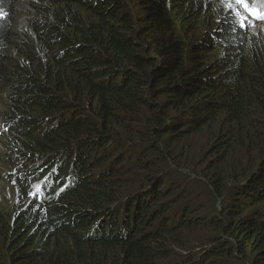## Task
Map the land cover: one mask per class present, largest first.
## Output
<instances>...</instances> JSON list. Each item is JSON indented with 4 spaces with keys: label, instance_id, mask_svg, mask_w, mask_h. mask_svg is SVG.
I'll return each mask as SVG.
<instances>
[{
    "label": "trees",
    "instance_id": "trees-1",
    "mask_svg": "<svg viewBox=\"0 0 264 264\" xmlns=\"http://www.w3.org/2000/svg\"><path fill=\"white\" fill-rule=\"evenodd\" d=\"M222 2L0 0V264H264V19Z\"/></svg>",
    "mask_w": 264,
    "mask_h": 264
},
{
    "label": "rangeland",
    "instance_id": "rangeland-1",
    "mask_svg": "<svg viewBox=\"0 0 264 264\" xmlns=\"http://www.w3.org/2000/svg\"><path fill=\"white\" fill-rule=\"evenodd\" d=\"M226 2V3H225ZM222 4L228 5L229 0H223ZM18 12L15 14L14 21L17 26L20 28H24L26 25V21L28 19V14L26 13V5L21 2L18 3ZM212 6V5H211ZM255 28V27H253ZM2 105V104H1ZM175 153L179 152V149L174 150ZM5 159H8L6 156ZM171 171L170 175L166 178V180L177 182V184H182L184 187H187L189 191V195L186 199L183 198L182 201L184 202H191L192 204H195L194 206H199L200 204H203V199L199 200V198H196L194 200L193 193H197L199 191V187L202 186L200 182H198V178L187 171V169L179 168L178 166L172 164L170 165ZM194 171L199 172L197 169L192 166ZM11 173V169L6 167V165L2 164L0 162V219H2V216L7 213L10 214L18 208L19 203H16L18 201L19 196L16 194V190L12 187V184L10 181L7 180L5 177V174L8 176V174ZM215 214V211H211L209 214ZM2 222L0 221V224ZM216 232H212L210 236L215 237ZM210 246V243H207V247ZM193 256H197L192 254Z\"/></svg>",
    "mask_w": 264,
    "mask_h": 264
},
{
    "label": "snow or ice",
    "instance_id": "snow-or-ice-1",
    "mask_svg": "<svg viewBox=\"0 0 264 264\" xmlns=\"http://www.w3.org/2000/svg\"><path fill=\"white\" fill-rule=\"evenodd\" d=\"M237 3H240L242 6H244L251 15L256 16L257 18L260 19H264V13H259L255 9L248 8L246 0H237Z\"/></svg>",
    "mask_w": 264,
    "mask_h": 264
}]
</instances>
